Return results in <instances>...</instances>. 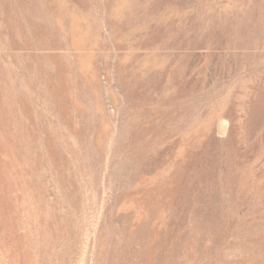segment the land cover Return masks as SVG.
<instances>
[{
  "label": "rangeland",
  "instance_id": "374dc122",
  "mask_svg": "<svg viewBox=\"0 0 264 264\" xmlns=\"http://www.w3.org/2000/svg\"><path fill=\"white\" fill-rule=\"evenodd\" d=\"M0 264H264V0H0Z\"/></svg>",
  "mask_w": 264,
  "mask_h": 264
},
{
  "label": "bare ground",
  "instance_id": "6f19581e",
  "mask_svg": "<svg viewBox=\"0 0 264 264\" xmlns=\"http://www.w3.org/2000/svg\"><path fill=\"white\" fill-rule=\"evenodd\" d=\"M220 128H222V126L220 127ZM221 130V129H220ZM223 130V129H222Z\"/></svg>",
  "mask_w": 264,
  "mask_h": 264
}]
</instances>
